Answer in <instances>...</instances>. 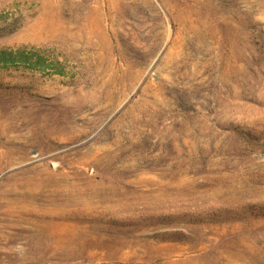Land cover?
Returning a JSON list of instances; mask_svg holds the SVG:
<instances>
[{"label":"rangeland","instance_id":"rangeland-1","mask_svg":"<svg viewBox=\"0 0 264 264\" xmlns=\"http://www.w3.org/2000/svg\"><path fill=\"white\" fill-rule=\"evenodd\" d=\"M5 50L0 264H264V0H0Z\"/></svg>","mask_w":264,"mask_h":264},{"label":"bare ground","instance_id":"bare-ground-1","mask_svg":"<svg viewBox=\"0 0 264 264\" xmlns=\"http://www.w3.org/2000/svg\"><path fill=\"white\" fill-rule=\"evenodd\" d=\"M53 181H54V179L51 182L53 183ZM78 192L84 193V191H82L80 188L76 187V185L61 186L59 184L58 188H53L52 187L51 189H48V190L43 189V190H41L39 192H35V193L30 194L31 195V197L29 199V202H30V207L29 208L30 209L27 208V210L31 211V202L34 203V202H37L39 200L40 201L44 200V201L47 202V201L51 200V203H53L55 206H56V204H58V205L59 204H63L66 207L64 208V212H61L60 214L55 211L54 215H49L47 217H42L44 221H46L47 218L48 219H55V218L64 217V218H72V219H74L77 216L76 209L68 208V206L70 204H72V203H75L76 195L78 194ZM35 204H37V203H35Z\"/></svg>","mask_w":264,"mask_h":264},{"label":"trees","instance_id":"trees-1","mask_svg":"<svg viewBox=\"0 0 264 264\" xmlns=\"http://www.w3.org/2000/svg\"><path fill=\"white\" fill-rule=\"evenodd\" d=\"M2 53H15V51H11V50H5V52H0V54H2ZM2 64V63H1ZM25 65H27L29 68H32V69H40L41 67L40 66H38V65H34V64H25Z\"/></svg>","mask_w":264,"mask_h":264}]
</instances>
